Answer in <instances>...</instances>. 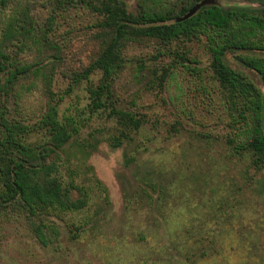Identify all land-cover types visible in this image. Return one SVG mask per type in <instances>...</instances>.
<instances>
[{
    "label": "rangeland",
    "instance_id": "374dc122",
    "mask_svg": "<svg viewBox=\"0 0 264 264\" xmlns=\"http://www.w3.org/2000/svg\"><path fill=\"white\" fill-rule=\"evenodd\" d=\"M57 1L9 0L0 6V45L6 54L19 65L42 68L15 82L8 94L0 91V100L13 122L32 127L62 97L58 118L77 133L61 152V176H75L88 191V204L43 221L51 228L47 246L33 233L37 220L15 206L0 210V264H264V167L254 169L251 154L233 155L226 144L231 118L203 38L170 44L142 39L124 49L110 103L145 124L133 143L113 148L110 141L119 129L107 117L111 108L90 105L88 90L98 87L102 72L66 94L72 73L98 56L99 31L90 26L100 18L79 1L64 0L47 30ZM180 1L126 3L137 13L145 6L171 9L176 2L180 8ZM214 1L200 9H260L264 0ZM23 13L37 36L40 29L46 32L47 43L39 50L20 36L4 40L10 15L21 20L15 24L20 31ZM240 55L245 54L228 53L226 64L260 87L256 74L239 63ZM46 140L43 131L28 137L32 145Z\"/></svg>",
    "mask_w": 264,
    "mask_h": 264
},
{
    "label": "trees",
    "instance_id": "16d2710c",
    "mask_svg": "<svg viewBox=\"0 0 264 264\" xmlns=\"http://www.w3.org/2000/svg\"><path fill=\"white\" fill-rule=\"evenodd\" d=\"M8 1L0 0V6L6 7ZM69 1H79L82 7L100 18L90 26L99 31L100 49L88 67L72 73V82L66 94L82 81L90 80L95 71L102 72L98 87L89 88L88 91L93 108H111L107 117L114 120L119 129L117 136L111 138V147L119 148L123 143H133L134 134L139 133L145 124L141 116L118 110L110 103L113 79L125 64L124 49L142 39L170 44L181 39L191 41L203 38L214 78L225 93L224 103L231 118L229 127L232 134L226 138V144L233 155L241 157L244 153L251 154L254 169L264 167V57L247 55L264 53V1L260 9L204 7L186 20H182L183 16L201 0H182L179 2L182 5L180 8L176 2L171 9L162 10L145 6L139 8L137 13L128 10V0ZM59 2L52 9L47 30L52 26L56 10H59ZM62 4L64 7L67 5ZM23 20L24 25L20 26L19 31L15 24L21 20L17 14L10 15L4 40L10 41L14 36H20L23 43L30 41L37 50L41 49L42 43H47L46 32L40 29L41 37L37 36V28L27 13H23ZM228 53L245 54L237 59L256 74L260 87L245 81L228 67L225 62ZM175 55L180 57L178 53ZM188 62L193 63L190 59ZM41 70L37 64H17L0 45V91L4 94H8L19 79L40 73ZM51 98L54 99L53 95ZM61 99L60 96L53 100L48 105L46 115L32 127L13 122L5 103L0 100V210L15 206L28 218L37 220L32 229L43 246L51 243L48 237L51 228L43 221L80 211L87 206L89 199L88 191L76 184L75 176L70 175L68 180L61 176V152L73 134L77 133L69 121L58 118ZM37 131H43L47 140L39 145L29 144L28 137ZM74 192L80 196L75 198Z\"/></svg>",
    "mask_w": 264,
    "mask_h": 264
},
{
    "label": "water",
    "instance_id": "95a60500",
    "mask_svg": "<svg viewBox=\"0 0 264 264\" xmlns=\"http://www.w3.org/2000/svg\"><path fill=\"white\" fill-rule=\"evenodd\" d=\"M209 4H215V1L214 0H203L199 4H197L194 7H192L189 10V12L182 18V20H186V19L192 17L194 14H196L198 12V10L200 9V7H202L204 5H209Z\"/></svg>",
    "mask_w": 264,
    "mask_h": 264
}]
</instances>
